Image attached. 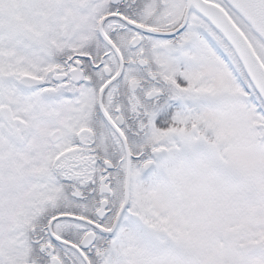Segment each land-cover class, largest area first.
<instances>
[{
  "label": "snow or ice",
  "instance_id": "obj_1",
  "mask_svg": "<svg viewBox=\"0 0 264 264\" xmlns=\"http://www.w3.org/2000/svg\"><path fill=\"white\" fill-rule=\"evenodd\" d=\"M0 264H264V0H0Z\"/></svg>",
  "mask_w": 264,
  "mask_h": 264
}]
</instances>
